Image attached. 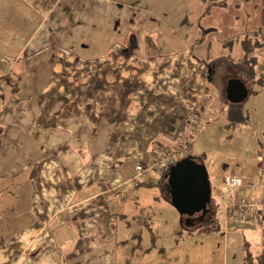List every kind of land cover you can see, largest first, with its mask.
Listing matches in <instances>:
<instances>
[{
  "label": "crops",
  "instance_id": "crops-1",
  "mask_svg": "<svg viewBox=\"0 0 264 264\" xmlns=\"http://www.w3.org/2000/svg\"><path fill=\"white\" fill-rule=\"evenodd\" d=\"M145 4L0 0V264H179L186 256V264H205L217 253L222 264H244L245 245L253 256L264 252V140L248 153L241 137L247 152L235 153L232 166L204 163L219 205L212 232L166 233L165 215L177 210L165 176L154 168L134 180L137 164L186 147L196 133L189 125L199 131L212 70ZM154 25H163L167 50L156 44ZM63 100L71 112L54 119ZM174 114L177 128L166 131ZM229 173L245 184L230 189ZM241 201L259 203L256 212L232 206ZM148 207L152 217L136 215ZM134 223L143 224L137 233ZM230 232L241 255L229 261ZM202 240L213 246H191Z\"/></svg>",
  "mask_w": 264,
  "mask_h": 264
},
{
  "label": "rangeland",
  "instance_id": "rangeland-1",
  "mask_svg": "<svg viewBox=\"0 0 264 264\" xmlns=\"http://www.w3.org/2000/svg\"><path fill=\"white\" fill-rule=\"evenodd\" d=\"M145 3V5H150L151 3L148 8L158 13L153 15L154 18L159 17L163 22L173 27L178 34L186 36V41L192 51L196 56L209 61L213 72L218 70L219 64H226L227 57L239 59L243 55V36L253 37L256 41L264 45V0H145ZM161 26H153L155 31L154 40L156 44L159 43L158 45L164 51V49H168L167 47L165 48V46L168 45L169 42L166 39L165 30ZM230 40H234L231 49L226 44ZM256 53L257 50L254 54ZM259 53L263 55L264 48L263 51H258V55ZM262 57H264V55ZM258 61H260V59H258ZM200 66L201 65L197 67V70ZM213 75L212 73L211 78H213ZM221 75V73L214 75V81L211 79L213 83L210 85L206 97L202 99L205 103L204 108L200 111L202 114L199 120L202 125L201 128L197 131V124L192 127L189 125L190 130L196 133L190 135L188 139H185L187 142L186 147L180 145L175 148L176 151H182L183 155L185 152L190 153L189 151H191L198 162H207L209 167H212V165H217L218 167V165L223 162L232 166L233 161L231 157L234 156L235 153L238 152L239 154L240 151L241 155H245L247 150L248 153H251L254 146L256 148L258 142L264 140V89L260 95L249 96L242 103H237L238 106L240 104V106L243 107L245 113H249V118H247L248 122H245L244 126L241 125V127L244 128L243 131L239 129L241 128L240 125L238 128L239 130L236 129L232 131L226 127V119H228L227 107L229 102L224 100L221 101L215 89ZM192 112V115L196 116L194 114L196 110ZM241 137L243 139L244 137L246 138L243 144L245 145L244 148L247 150H243V144L241 145L240 142ZM239 147H241V149H239ZM210 157H214V162H212ZM158 172L160 171L158 170ZM158 174L161 176L160 173ZM138 210V214L136 212L138 217L147 218L153 215L152 207ZM175 212V218L165 215L168 217V224L165 225V227H167L166 233L169 229L170 232L174 230L177 232L175 235L177 239L187 238L186 234L190 236L195 235L196 233L194 232L196 231L189 230L184 226L179 212ZM161 214H163V212H161ZM139 222L140 221H138V223ZM229 225L231 226V222H229ZM229 225L227 227H229ZM203 226L204 228L198 230L212 232L219 227V224L217 221L214 223L212 220V222ZM141 227H143V224L134 223L135 229L132 233H137ZM187 231L193 232L188 234ZM231 234L230 232L229 246L232 251V247L237 246L238 243L233 242ZM212 242L213 241L202 240V242L193 243L191 246L201 245V247L210 248L213 246ZM222 244L223 241L216 239L214 247L218 245L222 247ZM231 251L229 250V261L234 254L236 255L235 258L240 257V252L236 253ZM209 257H211V259H209V262H205V264H222V258L218 253ZM183 261L180 260L179 264L188 262L187 256ZM192 262L199 263L198 258L193 257Z\"/></svg>",
  "mask_w": 264,
  "mask_h": 264
},
{
  "label": "trees",
  "instance_id": "trees-1",
  "mask_svg": "<svg viewBox=\"0 0 264 264\" xmlns=\"http://www.w3.org/2000/svg\"><path fill=\"white\" fill-rule=\"evenodd\" d=\"M133 35H136V34H133ZM242 41H243V45H242L243 55L239 59H235L233 57L231 58L227 57L226 59L227 62L225 65L219 64V68L217 71L213 72L211 70L212 72L208 74L209 75L208 77H210L209 84L207 86L208 89L210 88V85L214 81V75L216 74L218 75L219 73L222 74L220 76L219 82H217L215 86V89L217 92V96L218 98H220L221 101L224 100V101L229 102L228 107H227L228 121L226 122V127H228V129L232 131H235L236 129H238L239 125L241 127V125L243 126L245 122H248L247 118H249V113L248 112L245 113L243 107L240 106V104L238 106L237 104L238 102H232L227 99L226 88H227L229 81L231 79H238L241 82H243L244 85L247 87L248 95L243 101H245L249 96H258L261 89H264V74H259L257 72L258 57L256 54H254L256 50L263 47V44L256 41L253 37H249V36H243ZM153 43L154 42L152 41V39L150 37H147V44L149 48L151 50H156ZM233 43H234V40H230L226 44L231 49L233 46ZM205 67H206V73L209 72L210 63L208 62L205 65ZM212 73L214 74L212 76L213 78H211ZM3 79H6V77ZM211 79H213V81H211ZM12 85H16V84H12ZM204 103H205L204 101L200 103V109L204 108ZM71 107L72 106L68 104L66 100H63L62 109L59 110L57 114H55L54 119L68 116L71 112ZM179 119H180V115L174 114L173 117L171 118V122L166 128V131H169V132L175 131V129L177 128V123ZM54 122L55 121H52L51 124ZM175 151L176 150H174L173 152ZM173 152H170L168 154H172ZM187 156L196 158L190 153H185L183 156H180L178 160L181 158L187 157ZM152 166L153 167L149 169V171L156 168L162 172L163 176H165L167 180V176H166L168 174L167 171L165 172V171L160 170L157 166V163ZM149 171H147V173ZM168 190H169V186H168ZM212 205H213V208H212ZM218 208H219V205L215 202L214 198L211 196V202L208 206L207 211L196 213L193 216L181 215L182 222L184 223V226H186L187 228H192V229L197 228V230L204 228L203 225L209 222H212V220L214 221V223L215 221H217V223L219 224L217 220L219 215H218V212L216 211V209ZM244 249H245L244 264H253L255 260H257L259 264H264V252H262L260 256L256 257V256H253V254H251V252L249 251V247L247 245L244 246Z\"/></svg>",
  "mask_w": 264,
  "mask_h": 264
},
{
  "label": "water",
  "instance_id": "water-1",
  "mask_svg": "<svg viewBox=\"0 0 264 264\" xmlns=\"http://www.w3.org/2000/svg\"><path fill=\"white\" fill-rule=\"evenodd\" d=\"M248 89L238 79H231L226 97L232 102H242ZM167 176L170 202L181 215L193 216L205 212L211 202L212 188L207 166L193 157H184L171 165Z\"/></svg>",
  "mask_w": 264,
  "mask_h": 264
},
{
  "label": "built area",
  "instance_id": "built-area-1",
  "mask_svg": "<svg viewBox=\"0 0 264 264\" xmlns=\"http://www.w3.org/2000/svg\"><path fill=\"white\" fill-rule=\"evenodd\" d=\"M180 156H183L182 151H175L172 154L165 155L160 161L157 162V166L162 171H169L172 164H174ZM153 166L150 164H137L136 166V175L134 180L138 182H143L147 176V171ZM249 183V182H248ZM224 184L230 189L240 188L245 184L244 179L237 173H229L224 177ZM253 184V183H249ZM259 203L250 202V201H241L239 203H233V207H238L243 213L254 214L258 207Z\"/></svg>",
  "mask_w": 264,
  "mask_h": 264
}]
</instances>
